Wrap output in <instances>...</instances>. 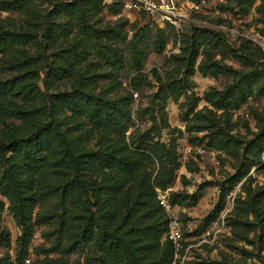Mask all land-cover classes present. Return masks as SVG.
Masks as SVG:
<instances>
[{
	"label": "rangeland",
	"instance_id": "obj_1",
	"mask_svg": "<svg viewBox=\"0 0 264 264\" xmlns=\"http://www.w3.org/2000/svg\"><path fill=\"white\" fill-rule=\"evenodd\" d=\"M9 1L0 0V24L32 42L39 41L37 48L27 46L47 60L39 82L43 98L36 105L44 109L43 124L58 125L79 163L77 173L88 193L84 197L66 194V181L52 166L29 174L19 158L0 161V264H98L101 253L85 235L97 219L94 188L107 187L114 198L123 180L108 166L93 170L87 158L97 152L122 151L124 138L108 135L51 100L75 90L114 106L128 127L129 144L151 131L155 141L175 149L179 168L168 188L170 197L182 194L187 199L176 206L188 235L198 237L236 190L235 208L227 219L230 234L220 247L198 248L188 264H264V153L257 156L248 149L264 132V0H206L179 29L147 23L115 4L99 6L93 1V11L88 12L81 7L85 0H33L32 12L26 14L6 10L4 3ZM60 3L74 5L73 15L53 18L51 11ZM51 21L60 24L56 48L48 38ZM202 30L215 36L205 45L207 59L232 67L236 76L200 73L202 55L197 62L193 60L192 38ZM109 32L119 34L120 41L112 44L102 39ZM133 39L136 53L131 48ZM247 41L257 49L238 52ZM70 47L81 60L71 53L69 74L55 76L52 67H68L58 57ZM10 62V56L0 57V77L13 75ZM242 79L255 81L254 93L234 109L238 90L247 87ZM208 93L222 100L230 95L228 110L206 102ZM14 104L7 112L0 110V152L8 157L7 146L33 133L17 110L23 102ZM200 126L205 130L194 132ZM218 140H227L228 148H218ZM141 169L155 176L159 164L146 159ZM238 175L245 176L236 183ZM137 194L135 190L133 195ZM163 213L154 225L167 219ZM25 230L30 241L22 250L18 241ZM153 259L149 263L160 258Z\"/></svg>",
	"mask_w": 264,
	"mask_h": 264
},
{
	"label": "trees",
	"instance_id": "obj_2",
	"mask_svg": "<svg viewBox=\"0 0 264 264\" xmlns=\"http://www.w3.org/2000/svg\"><path fill=\"white\" fill-rule=\"evenodd\" d=\"M81 5L88 12L93 11L94 3L103 5V0H85ZM200 2L201 0H191ZM33 0H11L6 5V10H14L31 14ZM122 7L121 3H114ZM113 5V4H112ZM106 6V5H103ZM74 5L55 4L51 14L53 18L59 19L61 16L73 15ZM117 12V11H116ZM149 23V22H147ZM128 22L123 24V29L128 26ZM60 24L54 21L50 22L49 42L51 47L56 48L58 31ZM212 32V31H210ZM107 42L116 44L120 41L119 34L109 32L101 36ZM215 36L209 34V30H202L200 33L193 34V44L195 47L193 60L197 62L202 55L199 63V71L203 76L209 74H219L227 72L236 76L237 71L232 67H226L218 62L207 59L205 45L214 41ZM38 47L39 41L32 42L25 35L10 32L3 29L0 24V57L10 56L11 69L13 75L9 77H0V110L7 112L10 108L16 106V101L23 102L18 105L17 110L21 119L28 124L33 131L32 135L25 139L12 142L6 147L10 157L5 152H0V161L11 162L15 157L19 158L24 169L29 174H38L45 167L52 166L57 169V174L63 176L65 183V193L68 195L77 194L81 197L86 196L88 189L85 182L78 176L77 170L79 163L71 153L66 140L59 131L58 125L54 123L43 124L45 116L44 109L36 105L37 100L43 98V93L39 86L42 80L41 70L46 66L45 55L36 50H31L27 46ZM164 45L159 48L163 51ZM73 47L60 51L58 60L65 61L68 67L58 65L52 67L50 72L57 76L69 74V66L72 61ZM131 48L136 53L137 47L135 39L131 42ZM251 42L242 43L238 52L242 54L251 53L253 50ZM75 55H81L74 52ZM237 58L238 55H235ZM74 58V57H73ZM76 60V59H75ZM49 72V73H50ZM49 77V74L47 75ZM255 80V78H254ZM245 81L242 83L247 87H241L238 90L237 99L232 103L234 109H239L254 93L253 86L255 81ZM237 91V89H236ZM228 95L224 100L217 99L213 93L205 96L206 102L210 103L218 110H228L226 100H230ZM54 104H59L68 108L73 115L84 116L90 124L96 128L102 129L108 135L124 138L123 150L115 151L113 155L105 152H97L88 156L87 162L94 170L102 166L113 168L118 175L122 177V183L116 187L115 197H110V191L107 187L98 186L94 188L95 197L93 206L97 208V219L93 228L87 230L85 235L92 241L96 249L101 253L97 257L98 264H171L173 261L174 250L172 244L164 240L168 231L169 219L162 223L154 225L155 220H161L164 215L163 207L159 204L157 189L167 190L172 183L178 166V156L175 149L166 145L151 135L147 131L132 141L130 144L126 141L125 133L128 127L123 122V117L117 109L110 103L93 100L85 96L79 90L69 94H57L51 97ZM13 106V107H12ZM195 130V129H192ZM190 129V132L192 131ZM204 126L198 127L194 132H202ZM229 139V138H228ZM230 140V139H229ZM250 151L254 155L264 153V132L258 135L252 142ZM216 146L222 150L228 148L227 140L216 141ZM132 148H134L132 150ZM124 152V153H123ZM146 159L157 161L159 169L154 176L153 172L142 171L141 165ZM245 175L235 177V182H240ZM137 190L138 194L133 195ZM182 194H176L170 197L173 205L182 204L186 201ZM166 213V212H165ZM100 220L104 222L100 224ZM212 220L208 221V224ZM122 230H125L124 233ZM29 231L19 239L18 244L22 250L27 247L30 241ZM129 238V242L125 241ZM162 245L166 249H162ZM21 254V252H20ZM160 258L157 261L149 263L150 260ZM154 260V259H153ZM203 264V263H193Z\"/></svg>",
	"mask_w": 264,
	"mask_h": 264
},
{
	"label": "built area",
	"instance_id": "obj_3",
	"mask_svg": "<svg viewBox=\"0 0 264 264\" xmlns=\"http://www.w3.org/2000/svg\"><path fill=\"white\" fill-rule=\"evenodd\" d=\"M206 2L191 0H103V5L109 6L121 3L123 11L133 13L138 18H145L156 25L181 28L191 21L192 13L199 10ZM159 204L168 215V231L164 236L172 244L174 250L171 264H188L193 252L201 247L215 249L223 244V238L230 234L227 219L235 208L236 190L230 192L226 207L199 234L192 237L185 232L184 223L177 213V206L170 201L171 189H157Z\"/></svg>",
	"mask_w": 264,
	"mask_h": 264
}]
</instances>
